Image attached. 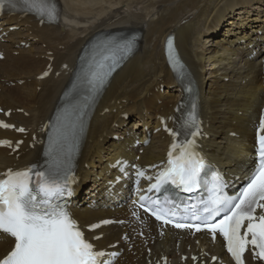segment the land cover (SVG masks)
<instances>
[{"label":"bare ground","instance_id":"obj_1","mask_svg":"<svg viewBox=\"0 0 264 264\" xmlns=\"http://www.w3.org/2000/svg\"><path fill=\"white\" fill-rule=\"evenodd\" d=\"M57 1L61 6V22L56 26L38 27L33 19L24 20L20 24L22 29L10 38L15 44L32 42V46L28 50H15L18 56L10 53L7 60L0 63V78L5 84L25 81L22 86L2 87V106L29 113L28 118L15 115L13 121L33 127L50 117L70 79L69 72L74 68L79 51L94 35L140 32L138 50L115 73L98 103L78 162L85 180L102 173L104 161L111 160L126 147L124 143L110 141L113 134L122 135L127 124L120 118L121 114L130 115L131 129L137 128L133 118L141 117L144 112L150 123L154 122L156 114L171 116L170 104L179 94L171 89L173 78L162 52L166 35L175 33L179 54L201 91L202 117L211 136L206 145L214 148L210 156L229 168L228 172H235L232 165L239 163L243 152L250 151L251 120L258 107L264 106L261 61H247L250 52L245 53L236 42L254 35L255 39L264 40V0ZM244 20L247 21L243 24ZM259 31L263 34L261 37L256 36ZM48 51L54 53L52 65L56 71L65 63L68 70L61 71L59 78L51 76L39 82L35 76L47 64L44 57ZM162 86L171 94H160ZM236 112H241V116ZM248 112H251L249 116ZM229 132L239 134L241 139L230 138ZM166 144L167 140L161 135L153 136L141 160L155 163L163 156ZM30 156L37 159L39 155L35 151L24 153L17 163H27ZM15 162L0 151V170ZM76 214L83 223L104 215L85 209L77 210ZM114 237V233L105 236L101 244L107 245ZM164 242H171V237ZM10 245L6 238H0V250L6 251Z\"/></svg>","mask_w":264,"mask_h":264},{"label":"snow or ice","instance_id":"obj_2","mask_svg":"<svg viewBox=\"0 0 264 264\" xmlns=\"http://www.w3.org/2000/svg\"><path fill=\"white\" fill-rule=\"evenodd\" d=\"M6 7L13 13L33 14L41 22H56L59 17L56 0H0V10ZM134 49V39H108L97 45L87 67L81 70L79 76V80L87 85L89 96L85 97L84 103L70 105L58 114L53 125V135L49 137L45 150L47 167L41 169L32 166L19 171L8 169L0 176V236H6L12 241L10 250L0 258V264H104L102 258L105 252L97 250L85 237L68 208L66 197L72 195L73 152L83 131V121L89 106L87 102L102 92L111 73ZM168 59L177 79L184 80L187 74L171 40L168 42ZM0 127L11 126L0 122ZM19 131L23 132L24 129ZM262 133L264 117L257 130L255 167L238 195L226 194L223 178L215 174L210 188L211 195L207 200L202 199L198 205L182 207L175 202V198L165 196V201L171 199L172 207L167 211L157 207L152 210V214L157 220H163L165 224L172 223L176 228L195 227L196 231H200L204 227L213 239L219 233L235 264H244L246 250H250L254 258L264 261ZM170 134L173 135V143L168 152L167 165L155 177L156 183L151 185L149 191L155 189L157 192H168L170 187H175L184 193H194L204 189V176L210 166L199 151L196 139L201 135V129L195 105L180 128L170 131ZM181 136L185 138L180 140ZM0 145L11 147L7 141L0 142ZM138 174L144 175L139 170ZM144 200L145 197H141V201ZM153 204H158V201ZM141 207L145 211L150 210L143 203ZM258 208L261 209L260 214H257ZM192 221L198 223L193 224ZM242 228H245L243 234Z\"/></svg>","mask_w":264,"mask_h":264}]
</instances>
